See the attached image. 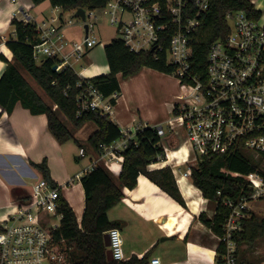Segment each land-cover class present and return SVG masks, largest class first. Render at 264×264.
Here are the masks:
<instances>
[{
    "label": "built area",
    "instance_id": "obj_1",
    "mask_svg": "<svg viewBox=\"0 0 264 264\" xmlns=\"http://www.w3.org/2000/svg\"><path fill=\"white\" fill-rule=\"evenodd\" d=\"M30 9L16 10L12 18L35 24L40 43L33 47V56L56 58V71L73 69L71 59L78 62L101 44L93 36L98 19L95 11L115 27L118 39L130 51L151 52L155 59L164 54L166 63L173 69L172 75L181 87L189 89L185 97H179L187 99L189 104L173 107L172 118L166 122L167 131L162 125L154 126L160 138L166 132L184 135L182 146H187L189 153L181 157V146L171 160L165 153V159L160 161L174 173L184 167V176L189 177L197 162L216 156L236 155L256 164L245 176L228 173L243 179L246 194L238 198L224 197L221 201L229 213L218 237L222 252L217 264H238L237 237L241 222L248 217V204L264 197V24H260V18L252 20L242 11L229 12L226 15L228 34L211 44L204 71L200 72L192 61L190 43L201 17L209 10V0H107L100 9L85 10L82 23L87 25V33L80 43L66 39L60 16L37 22L31 17ZM76 88V118L95 113L112 121L117 93L104 96L89 79H80ZM121 132L122 138L99 146L100 156L85 173L99 163L109 166L123 159L122 153L134 139L136 130ZM84 153L79 149L80 156ZM82 177L77 174L74 180ZM59 196L60 189L52 187L44 178L32 186L28 201L18 203L10 218L0 224V264H60L63 261L62 255H56L54 250L58 244L52 232L57 226L51 225V218L58 216ZM44 216L49 219L45 221ZM107 234L112 259L122 261L124 242L119 229L112 228ZM149 264L161 263L155 257Z\"/></svg>",
    "mask_w": 264,
    "mask_h": 264
},
{
    "label": "trees",
    "instance_id": "obj_2",
    "mask_svg": "<svg viewBox=\"0 0 264 264\" xmlns=\"http://www.w3.org/2000/svg\"><path fill=\"white\" fill-rule=\"evenodd\" d=\"M48 1L53 8L68 12L82 8L94 11L105 5L107 0H30L33 6ZM244 12L249 19L260 18V11L255 10L250 0H209V10L201 17L200 26L191 38L193 63L196 70L204 71L209 47L213 42L224 39L228 34L226 15L229 12ZM10 25L14 28L15 38H9L5 46L12 54V61L0 55V60L6 63L5 70L0 77V108L10 114L17 104L28 110L32 115L43 114L47 119V129L60 143L73 139V132L92 122L96 131L86 142L75 143L85 152L95 158L100 156V145L110 143L123 137L119 127L108 118H100L97 114H89L76 118L75 98L76 84L80 80L70 68L61 71L53 70L58 64L56 58L45 57L36 63L33 47L40 43L35 24L12 18ZM1 43V39H0ZM120 39H113L104 47L105 59L109 74L99 76L90 81L103 93L109 96L117 89V76L128 77L138 73L142 68L172 74V67L165 61L164 54L158 59L151 52L130 51ZM29 76L39 90L47 97L49 103L31 86L25 76ZM55 106V108H54ZM63 117V119H62ZM69 124V126H68ZM155 127H145L135 132L134 139L129 142L122 153L121 171L115 178L101 164L86 173L81 178V185L85 194V207L80 225L77 224L74 213L66 200L59 196L57 201V215L59 224L53 230V239L58 245H63L65 264H147V256L129 261H115L107 259L108 247L105 245V234L119 224L108 220L107 212L124 196L123 189H133L138 176L143 175L158 186L176 203L186 207L176 186L169 168L148 171L147 166L165 159V151ZM43 174L52 187H56L49 178L46 162L35 166ZM256 165L241 156H216L197 162L191 168V181L202 192L203 197L211 204H215V215L208 220L205 215L199 216L207 229L216 235L222 234V224L228 216L229 210L222 204V199L238 198L246 194L242 178L226 174L239 173L247 175ZM220 193L218 196L217 193ZM241 195V196H240ZM248 218L241 222L242 230L237 237V246L246 245L250 249L257 247L264 239V217H259L249 211ZM248 250V249H247ZM219 252H222L221 248ZM249 252V251H248ZM242 251L240 264L252 263L250 253ZM258 256L255 260H260ZM248 259V260H247ZM220 263V261H218Z\"/></svg>",
    "mask_w": 264,
    "mask_h": 264
},
{
    "label": "crops",
    "instance_id": "obj_3",
    "mask_svg": "<svg viewBox=\"0 0 264 264\" xmlns=\"http://www.w3.org/2000/svg\"><path fill=\"white\" fill-rule=\"evenodd\" d=\"M250 1L255 10L264 15V0ZM6 3L5 8L0 9V38L3 37L0 55L11 62L13 57L5 42L9 38H15L14 28L10 25L12 14L16 10L22 11L25 7L32 8V4L30 0H22L18 4L6 0ZM83 30L85 31L84 26ZM115 33L117 34L116 31ZM98 46L84 57H92L96 51L94 49ZM105 46L103 45V54ZM82 59L75 64L81 63ZM5 67L6 63L0 60V77ZM92 67L93 65L89 66L90 69ZM90 69L82 68L76 74L80 79L89 80L109 74L106 59L104 67H97L94 71ZM171 75L151 68H142L128 77L117 76V89L113 93L118 96L114 101L112 121L120 130L132 132L161 125L167 115H172V109L176 105L174 100H179L181 95L175 94L178 83ZM25 78L27 79L26 76ZM96 128L94 123L88 122L73 132V139L60 144L48 131L45 115H32L20 104H17L10 114L0 108V224L10 218L18 203L28 201L32 186L44 178L43 173L35 166L45 161L50 180L60 189V196L71 207L76 222L80 225L85 207V194L81 179H74L77 174L84 176V171L90 168L95 157L87 152L80 156L81 148L75 142L84 144ZM165 140L162 138L161 145L165 153L171 149L168 153L171 160L172 154L183 145L184 139L170 134ZM187 148L182 146L181 157L189 153ZM122 161L123 159L113 161L109 166L99 164L116 178L121 171ZM162 168L171 170L186 207L183 208L174 202L145 176H138L136 186L131 190L123 189L122 200L107 212L108 220L119 224L117 228L124 242L123 260H141L143 256H147V264L155 257L161 264H217L221 253L218 248L220 235L207 229L199 219L203 214L208 220H212L216 210L215 204L203 197L202 192L193 185L191 176H184V167L174 173L171 167L163 165L160 161L147 166L148 171ZM240 257L238 254L237 262H240Z\"/></svg>",
    "mask_w": 264,
    "mask_h": 264
},
{
    "label": "rangeland",
    "instance_id": "obj_4",
    "mask_svg": "<svg viewBox=\"0 0 264 264\" xmlns=\"http://www.w3.org/2000/svg\"><path fill=\"white\" fill-rule=\"evenodd\" d=\"M24 1H27V0H24ZM10 2L12 4L13 3L18 4V2L21 3L22 0H14V1L10 0ZM6 4H7L6 0H0V9H4ZM29 13H30L31 17L33 18V20H35L37 22L42 21L41 19H43V17H44L43 20H45V19H48L49 17H53V16H57V15L60 16L62 18V22L64 23L63 24L64 26L62 27L63 28V34L66 37V39H68V40H72V41L80 43L82 41L84 35H85V31L83 30L82 21L79 18H75L73 16L75 13L74 10L68 11V12H66V11L62 12L60 9L56 10V8H53L49 4L48 1H45L38 6L32 5V8L30 9ZM95 14H96V16H98V19L96 20L97 27L94 28L93 36L98 40V42H101V45L98 46L96 49H94L96 51L93 53L92 57L91 56L90 57H84L82 59L81 63L75 64L73 59L70 60L75 73H78L82 68L89 70L90 65H93V67L90 69L91 71H94V69L97 67H104L105 59H104V54H103V45H107L110 43L111 40L119 38L118 34L115 33V27L108 24L106 19L104 17L100 16L99 11H95ZM18 16L21 19V15L18 14ZM262 16L263 17H260V19H259L260 24H264V15H262ZM69 22H70V24H68ZM2 39H3V37H2ZM45 57L46 56H44V55H40L38 57V59H36V63H40V61L45 59ZM26 77L28 79V82L36 90V92L42 97V99L45 102L49 103V100L47 99V97L39 90V88L32 81V79L27 75H26ZM171 77L173 79H175V81L178 83V88L175 89V94H178V96L181 95V96L185 97L188 94L189 89H187L185 87H181L180 82L178 81V79L175 76L171 75ZM174 102H176L175 104H185V105L189 104L187 99H179L177 101L174 100ZM54 108H55V106H54ZM171 118H172V115L169 114L166 116L165 121H163L161 123V125L163 126L165 131H167L166 122L168 120H170ZM62 119H63V117H62ZM150 126H152V125H150ZM168 135H170V132H166V135L163 137V141H166L165 139H167ZM175 137H177L178 139L179 138L184 139V135L182 133L180 134V132H179V135L175 134ZM170 150L171 149H168L167 153H169ZM253 165H256V164L254 163ZM207 211L209 212V210H207ZM248 211L255 213V215H257L259 217H264V197L262 199H257L253 203L251 202L249 204V210ZM43 219L45 221H47L49 218L47 216H44ZM58 224H59V216H53L51 218V225L57 226ZM237 248H238V246H237ZM54 250H55L56 255H62V257H63V261H61L60 264H65L66 259H65V252L63 249V245H55ZM243 250H246V252L249 251L248 254L250 253L251 259H249V260L252 263L248 262L249 264H264V239L260 240L258 242L257 247H255L254 250L251 248L249 249L248 246H246V245L239 246V249H238L239 257L242 255ZM258 256H260L262 258L260 260H255ZM239 260H240V258H239Z\"/></svg>",
    "mask_w": 264,
    "mask_h": 264
},
{
    "label": "water",
    "instance_id": "obj_5",
    "mask_svg": "<svg viewBox=\"0 0 264 264\" xmlns=\"http://www.w3.org/2000/svg\"><path fill=\"white\" fill-rule=\"evenodd\" d=\"M73 16L75 18H79L82 22H84L85 21V10L84 9L82 10V8H79V9H77L75 11ZM84 29H85V31H87V25H84ZM56 68H57L56 66L53 67V70H56ZM104 239H105V245L109 246V236H108V234H105ZM107 259L110 260V261L113 260L110 250H108V252H107Z\"/></svg>",
    "mask_w": 264,
    "mask_h": 264
}]
</instances>
